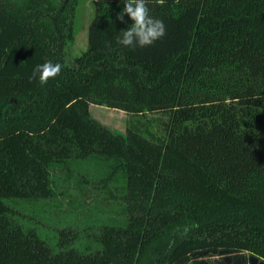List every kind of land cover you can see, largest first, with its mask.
Segmentation results:
<instances>
[{"label":"trees","instance_id":"1","mask_svg":"<svg viewBox=\"0 0 264 264\" xmlns=\"http://www.w3.org/2000/svg\"><path fill=\"white\" fill-rule=\"evenodd\" d=\"M74 3L0 0V264L264 263V0H149L165 35L146 47L117 43L133 23L116 19L124 0H92L67 62ZM48 61L62 71L41 85ZM91 105L123 112L124 133ZM88 163L119 185L125 217L98 226L94 252L21 207Z\"/></svg>","mask_w":264,"mask_h":264},{"label":"rangeland","instance_id":"2","mask_svg":"<svg viewBox=\"0 0 264 264\" xmlns=\"http://www.w3.org/2000/svg\"><path fill=\"white\" fill-rule=\"evenodd\" d=\"M92 0H75L72 12V41L65 48V61L69 62L80 55L86 47V29L92 17ZM89 115L111 132L123 134L128 117L120 111L103 106L91 105L88 107ZM147 118L164 120L160 115H147ZM158 123L154 122L153 130L158 134ZM97 169V170H96ZM96 164H71L69 171L62 169L55 173L57 179L51 177L54 185V197L37 203H23L22 211L26 216H35L43 226L52 223L55 227L52 231L44 233L54 234L60 230L63 224H69L70 228L77 232L75 248L81 251L94 252L98 249L95 242V234L98 226L106 221H123L121 213L123 206L117 196L119 185L112 183L104 189L99 182L103 178L104 170L98 172ZM110 192V193H109ZM39 213V216H36ZM30 224L34 221L30 220ZM36 224V222H34ZM246 258L250 255L245 254ZM208 262H218L217 257L205 258ZM254 264V263H253ZM255 264H264L257 260Z\"/></svg>","mask_w":264,"mask_h":264},{"label":"clouds","instance_id":"3","mask_svg":"<svg viewBox=\"0 0 264 264\" xmlns=\"http://www.w3.org/2000/svg\"><path fill=\"white\" fill-rule=\"evenodd\" d=\"M149 0H124L122 10L116 15V19L125 23L127 15L133 23L117 36V43L124 47H146L165 35V25L159 18L150 14ZM163 2V0H161ZM62 71L60 63L51 61L36 65L32 71V78L38 76L41 85H46L50 79L56 78Z\"/></svg>","mask_w":264,"mask_h":264},{"label":"flooded vegetation","instance_id":"4","mask_svg":"<svg viewBox=\"0 0 264 264\" xmlns=\"http://www.w3.org/2000/svg\"><path fill=\"white\" fill-rule=\"evenodd\" d=\"M217 264H240V259L239 257H235V256L226 258L223 261L219 259Z\"/></svg>","mask_w":264,"mask_h":264},{"label":"water","instance_id":"5","mask_svg":"<svg viewBox=\"0 0 264 264\" xmlns=\"http://www.w3.org/2000/svg\"><path fill=\"white\" fill-rule=\"evenodd\" d=\"M256 261H257V260H256L255 258H252V257H249V258H248V263H249V264H253V263L255 264Z\"/></svg>","mask_w":264,"mask_h":264},{"label":"crops","instance_id":"6","mask_svg":"<svg viewBox=\"0 0 264 264\" xmlns=\"http://www.w3.org/2000/svg\"><path fill=\"white\" fill-rule=\"evenodd\" d=\"M89 107V106H88Z\"/></svg>","mask_w":264,"mask_h":264}]
</instances>
